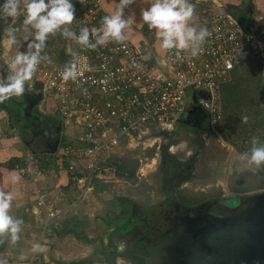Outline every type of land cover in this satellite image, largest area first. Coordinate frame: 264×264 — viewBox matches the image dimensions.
Wrapping results in <instances>:
<instances>
[{
    "label": "built area",
    "instance_id": "obj_1",
    "mask_svg": "<svg viewBox=\"0 0 264 264\" xmlns=\"http://www.w3.org/2000/svg\"><path fill=\"white\" fill-rule=\"evenodd\" d=\"M74 1L71 29L78 33L81 27L99 28L107 15L101 1ZM192 23L206 26L211 33L195 57L163 50L162 57L149 63L127 39L95 49L82 48L73 40L71 61L78 60L75 81L62 79L64 66L44 61L38 65L31 82L42 83L53 110L63 122L80 130L77 144L62 151L78 197L100 179V172L106 171L102 158L121 140L132 139L151 125L172 128L183 119L188 96L196 100L205 93L208 97L202 104L209 122L220 127L218 88L244 55L260 53L261 36L245 29L231 14L218 13L210 6L201 9ZM25 162L28 167L34 160L30 157ZM38 205L44 209L46 221L60 215L49 199L40 197Z\"/></svg>",
    "mask_w": 264,
    "mask_h": 264
},
{
    "label": "flooded vegetation",
    "instance_id": "obj_2",
    "mask_svg": "<svg viewBox=\"0 0 264 264\" xmlns=\"http://www.w3.org/2000/svg\"><path fill=\"white\" fill-rule=\"evenodd\" d=\"M207 97L194 99L202 109L194 110V121L184 117L176 129L148 126V135L160 138L150 167H156V178L101 199L97 212L74 227L84 245L64 256L48 254L50 264H206L212 258L198 243L218 227L231 229L229 220L244 212L254 194L220 197L218 186H199L216 129L202 104ZM192 101L187 110L196 106ZM219 259L213 264H222Z\"/></svg>",
    "mask_w": 264,
    "mask_h": 264
},
{
    "label": "crops",
    "instance_id": "obj_3",
    "mask_svg": "<svg viewBox=\"0 0 264 264\" xmlns=\"http://www.w3.org/2000/svg\"><path fill=\"white\" fill-rule=\"evenodd\" d=\"M72 1L76 11V2ZM100 1L106 14L112 13L118 2V0ZM190 2L195 5L191 23L197 21L201 9L210 6L218 13L231 14L245 29L259 33L261 36L260 53L244 55L227 81H231V77L242 68V63L247 58H260L264 61V0H190ZM148 6L146 0H133L124 9V17H131L124 32L127 40L143 55L144 59L153 63L154 59L162 57L164 49L160 48L155 30H150L141 20V8ZM8 18V24L1 31L0 45L5 28L15 21V18ZM71 41L73 46V40ZM73 50L74 48L67 52L63 49L52 53L44 49L43 53H46L51 60V63H45L65 66V63H59L58 55L62 51L63 55L68 56L71 61ZM9 55L12 58L15 53ZM34 82L31 80L26 82V91L22 96V101H30L28 109L24 111L29 117H25L27 121L23 117L14 115L15 111L17 113L18 109H22L21 103L18 102L17 110L7 107L6 104L9 101L0 103V191L12 194L13 200L9 213L13 218L23 221L19 239L15 244L10 243L6 234L0 236V259L5 260L7 264H50L48 254L55 257L64 256L73 252L74 249L78 250L84 242L74 235V229L72 232L69 231L66 222L72 220L71 218L74 222H79L88 220L90 217L89 212L81 216L75 214L71 218L65 214L75 205L83 204L87 193L78 197V189L73 185L71 175L67 171L68 161L62 155L64 147L77 144L76 137L80 130L72 123L63 122L56 112L42 110L43 106L46 110L50 109L49 106L52 103L47 97L44 85ZM30 157L34 162L26 167L25 160ZM13 176L18 177L16 182L11 181ZM94 181H98L97 186L93 184ZM94 181L92 182L94 188L102 190L104 194L109 190L110 184H105L99 179ZM40 197L49 199L60 211L58 218L64 214L66 220L62 225H55L57 218L46 221L44 209L38 205ZM68 236H72V239L68 240ZM54 239L58 243L51 242ZM34 243H40L43 250L31 251ZM68 247L72 248L68 249ZM22 255L26 258L21 259Z\"/></svg>",
    "mask_w": 264,
    "mask_h": 264
},
{
    "label": "rangeland",
    "instance_id": "obj_4",
    "mask_svg": "<svg viewBox=\"0 0 264 264\" xmlns=\"http://www.w3.org/2000/svg\"><path fill=\"white\" fill-rule=\"evenodd\" d=\"M22 21L23 14H20L15 18L12 25L5 28L3 32L0 61L5 62V64L11 60L9 54H16L18 50H26L28 41L24 40L23 37L27 33L21 27ZM12 28H20L21 30L16 33L17 43L10 47L7 44L6 34ZM72 48L71 39L64 38L60 32H57L55 35H49L44 49L54 53L63 49L68 52ZM223 84L220 90L218 88L221 125L215 129V133L211 137V143L208 147L210 155L206 154L203 157L202 174L206 178L199 186L211 185L212 188L218 186L216 190L220 197L264 192V164L257 167L239 160L240 154L251 148L253 137H258L260 142L264 143V61L260 58H247L242 63V68L231 77V81ZM8 101L7 107H12L13 110H17L18 102L21 103L22 109H18L17 113L15 111L14 115L23 117L25 120L29 118L24 112L30 105L29 100L22 101L21 96L10 98ZM49 107L50 109L46 110L43 106L42 110L55 113L52 105ZM245 115L248 117L247 122L241 120V117ZM174 127L176 129V125ZM148 130L139 133V135L136 134L132 139L121 140L118 146L102 158V164L106 171L100 172L99 180L105 184H110L109 190L104 194L102 190L94 188L93 183L84 197V202L82 201L83 204L75 205L72 209L67 210L66 216L71 218L72 215L80 214L79 216H81L87 212L91 216L97 212L99 201L109 196L110 192H122L125 188L130 189L129 185L137 181L153 182V179L156 178L154 177L156 167H150L153 165L151 161L154 153L157 152L160 138H154V136L152 138L148 135ZM132 165L136 166L133 177L124 173L125 171L120 168H132ZM36 181L37 179H35ZM145 186L142 185L141 189H145ZM87 197L90 198L87 199ZM62 216L56 219L55 225H62L65 222L66 218ZM71 219L67 220L66 223L68 226L74 227L73 218ZM76 233H79L78 230ZM71 237L68 236V240L72 239ZM51 242L55 244L57 240L54 239ZM71 248L68 247V249Z\"/></svg>",
    "mask_w": 264,
    "mask_h": 264
},
{
    "label": "clouds",
    "instance_id": "obj_5",
    "mask_svg": "<svg viewBox=\"0 0 264 264\" xmlns=\"http://www.w3.org/2000/svg\"><path fill=\"white\" fill-rule=\"evenodd\" d=\"M133 0H118L112 13L101 18L99 28L81 27L79 32L68 27L75 18L72 0H0V21L8 17L16 18L23 14L22 29L28 41L25 51H17L6 69L0 72V103L13 97H21L26 91V82L30 81L38 65L44 61L51 63L43 49L49 35L60 32L64 38H70L82 48L95 49L109 41L121 42L127 39L124 29L131 17H124V9ZM147 8H141V20L147 27L155 30L161 49L181 51L195 57L202 51V45L211 35L206 26H197L194 18L195 5L190 0H146ZM20 28L7 32V44L11 47L17 43L16 33ZM43 53V54H42ZM135 65V62H133ZM78 60L74 59L64 66L60 73L63 80L75 81L78 75ZM3 66H0L2 69ZM241 120L247 122L248 117ZM239 160L257 167L264 164V143L258 137L251 140V148L240 154ZM18 177H11L16 182ZM13 196L10 192L0 191V236L7 235L10 243L19 239L23 221L13 218L9 213ZM40 243H34L31 251H42ZM21 256V259H25ZM0 264H7L0 259Z\"/></svg>",
    "mask_w": 264,
    "mask_h": 264
},
{
    "label": "water",
    "instance_id": "obj_6",
    "mask_svg": "<svg viewBox=\"0 0 264 264\" xmlns=\"http://www.w3.org/2000/svg\"><path fill=\"white\" fill-rule=\"evenodd\" d=\"M8 22L9 18L0 21V37L2 28ZM0 66H3L0 72L6 69L2 61ZM192 103L196 106L186 112V123L194 121V110H202L194 99ZM247 200L248 206L244 212L229 220L232 223L231 229L218 227V231L198 243L206 249L204 251L213 252V255L208 253V257L212 255V258L206 264H213L214 259L220 255L218 262L222 264H264V192L251 195Z\"/></svg>",
    "mask_w": 264,
    "mask_h": 264
},
{
    "label": "trees",
    "instance_id": "obj_7",
    "mask_svg": "<svg viewBox=\"0 0 264 264\" xmlns=\"http://www.w3.org/2000/svg\"><path fill=\"white\" fill-rule=\"evenodd\" d=\"M242 59V58H241ZM58 61H59V63H65V64H68L69 62H70V58L68 57V56H64L63 55V52L61 51L60 52V55H58ZM224 84L222 83L221 85H220V87H219V90H220V88H221V86H223ZM219 90H218V92H219ZM123 171H125L124 173H126V174H128L130 177H133V175H134V172H135V168H136V166L134 167V165H132V168H123V167H120ZM94 184H96V186L98 185V181H94ZM73 225H74V227L75 226H77L78 225V222H74L73 221ZM66 227H68L69 228V231H73V229H75L73 226H68V225H66ZM71 227V228H70ZM73 232H75V231H73ZM77 238L79 237L78 235H76V234H74ZM79 239V238H78Z\"/></svg>",
    "mask_w": 264,
    "mask_h": 264
}]
</instances>
